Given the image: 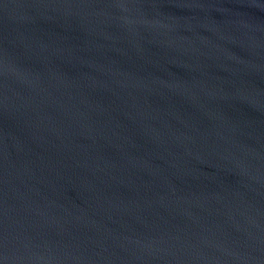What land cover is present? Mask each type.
<instances>
[{
  "label": "water",
  "instance_id": "water-1",
  "mask_svg": "<svg viewBox=\"0 0 264 264\" xmlns=\"http://www.w3.org/2000/svg\"><path fill=\"white\" fill-rule=\"evenodd\" d=\"M0 264H264V0H0Z\"/></svg>",
  "mask_w": 264,
  "mask_h": 264
}]
</instances>
